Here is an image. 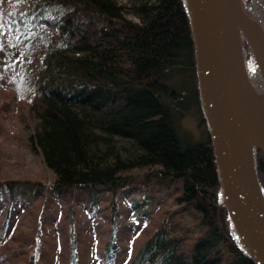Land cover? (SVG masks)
<instances>
[{
	"label": "trees",
	"instance_id": "obj_1",
	"mask_svg": "<svg viewBox=\"0 0 264 264\" xmlns=\"http://www.w3.org/2000/svg\"><path fill=\"white\" fill-rule=\"evenodd\" d=\"M0 14L20 82L0 120L14 104L46 171L0 174V264H254L222 203L184 0H0Z\"/></svg>",
	"mask_w": 264,
	"mask_h": 264
},
{
	"label": "water",
	"instance_id": "obj_2",
	"mask_svg": "<svg viewBox=\"0 0 264 264\" xmlns=\"http://www.w3.org/2000/svg\"><path fill=\"white\" fill-rule=\"evenodd\" d=\"M264 11V0H255ZM192 31L199 100L211 138L222 203L242 250L264 264V198L254 147L264 157V116L248 81L244 38L264 86V46L240 0H184Z\"/></svg>",
	"mask_w": 264,
	"mask_h": 264
},
{
	"label": "rangeland",
	"instance_id": "obj_3",
	"mask_svg": "<svg viewBox=\"0 0 264 264\" xmlns=\"http://www.w3.org/2000/svg\"><path fill=\"white\" fill-rule=\"evenodd\" d=\"M240 2L242 10L248 20L251 23H256L264 31V11L258 6L257 2L255 0H240ZM8 36L9 32L0 14V104L1 96L4 93L9 91L13 93L17 86L20 85L19 77H17V67L14 66V62L18 60L12 50L14 48V42ZM242 51L246 75L253 93L259 101L264 103V86L259 79L258 73L255 72L253 58L252 56L247 57L243 49ZM18 113L19 111L15 105L11 104L10 113L2 115L0 120V174L4 178H41L46 174L45 168L42 165L39 153L36 151L32 153L26 144V138L30 132V128L22 125L18 119L20 116ZM184 126L195 137L198 136L199 133L195 127L194 120H187ZM132 225L133 223L131 221H125L122 225L121 229L124 230L121 234L120 246L116 254L119 261L124 258H126V261H129L136 250V246L133 244L134 241L130 237L131 232H125V229ZM18 230L22 232L21 229ZM6 241L5 243L8 246H14V243L9 244V241ZM131 243L132 249L130 248Z\"/></svg>",
	"mask_w": 264,
	"mask_h": 264
},
{
	"label": "bare ground",
	"instance_id": "obj_4",
	"mask_svg": "<svg viewBox=\"0 0 264 264\" xmlns=\"http://www.w3.org/2000/svg\"><path fill=\"white\" fill-rule=\"evenodd\" d=\"M248 28L250 29L251 32H253L255 35L258 36L259 40L261 41V43L264 46V31L262 29H260L256 23H251L250 21H248ZM254 97L257 100L258 106L260 108V112L264 116V103L259 101L257 99V97L255 96V94H254Z\"/></svg>",
	"mask_w": 264,
	"mask_h": 264
}]
</instances>
